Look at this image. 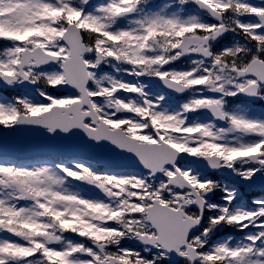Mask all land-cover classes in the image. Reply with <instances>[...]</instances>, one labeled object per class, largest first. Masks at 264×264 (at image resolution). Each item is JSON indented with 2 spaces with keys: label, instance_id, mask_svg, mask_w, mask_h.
Masks as SVG:
<instances>
[{
  "label": "snow or ice",
  "instance_id": "6c2138e0",
  "mask_svg": "<svg viewBox=\"0 0 264 264\" xmlns=\"http://www.w3.org/2000/svg\"><path fill=\"white\" fill-rule=\"evenodd\" d=\"M0 45V127L106 149L0 159V264H264V195L207 171L264 189V0H0Z\"/></svg>",
  "mask_w": 264,
  "mask_h": 264
}]
</instances>
